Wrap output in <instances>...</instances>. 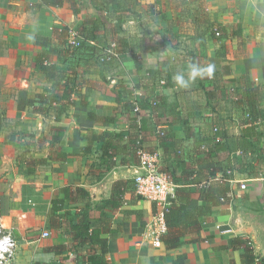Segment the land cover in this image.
Instances as JSON below:
<instances>
[{"label": "crops", "instance_id": "0c3cea01", "mask_svg": "<svg viewBox=\"0 0 264 264\" xmlns=\"http://www.w3.org/2000/svg\"><path fill=\"white\" fill-rule=\"evenodd\" d=\"M7 1L12 3V0ZM139 1L151 5L150 0ZM193 1L186 5L190 10L184 16L182 27L176 24L173 10L167 9L171 12V16H165L171 23L167 34L161 31L162 35L138 32L134 36L137 40L134 46L128 41L130 35H126V45L119 46L123 48L117 63L119 71L113 72V64L103 72L110 82L103 78L98 68L81 75L76 104L60 121L51 116L56 125L49 129L44 127L38 149L41 160L35 172H28L29 178L19 184L20 195L34 200L35 207L28 212V215L32 214L29 219L40 221L48 231L47 228L52 227L51 201L59 188L79 186L90 193L92 202H101L111 196L114 182L130 180L122 208H108L113 226L119 230L116 235H106L109 237V264H172L180 253L186 254L188 264H231L232 260L240 264L243 250H233L231 240L234 236L250 238L255 255L264 260V174L253 177L237 175L232 200L214 208L202 224L200 240L168 250L164 244L154 245L147 236L148 226L155 223L161 207L156 201L143 199L136 191L134 178L140 172L139 159L127 137L137 133V127L122 104L117 103L112 89L115 82L121 80L131 87L137 103L147 99L163 100L159 109L141 107L138 123L144 117V125L139 137L147 150L158 152L162 159L164 151L157 131L166 130L172 141L184 149L185 161L189 164L197 163L195 154L191 153L194 142L206 132L210 121L232 118L227 130L240 133L237 118L241 108L236 100L242 75L250 73L255 81L264 84V0ZM21 2L36 7L39 0H16V4ZM203 4L212 22H220L227 28L225 37L205 31L201 8L198 10ZM68 6H43L40 13H53V9L64 21L62 12L70 11ZM68 17L72 22L73 14ZM239 26L241 36L234 33ZM182 43L186 44L181 47ZM30 64V69L32 67L31 70L35 71L34 61ZM210 64L215 66L211 77H197L186 88L174 80L176 74H183L187 80L190 65L203 68ZM58 65L65 68L62 63ZM146 69L154 71L156 76L144 72ZM37 75L45 78L43 74ZM25 81L29 84V80ZM83 97L85 102H82ZM106 131L124 135L114 139L117 154L110 166L99 159ZM53 137L57 138L55 145L49 142ZM166 157L172 164V155ZM243 182L247 184L245 189L240 188ZM66 207L71 208V205ZM98 214L95 212V223H98ZM18 215L21 216L19 211ZM8 228L14 233L11 227ZM69 240L58 244L68 246Z\"/></svg>", "mask_w": 264, "mask_h": 264}, {"label": "trees", "instance_id": "16d2710c", "mask_svg": "<svg viewBox=\"0 0 264 264\" xmlns=\"http://www.w3.org/2000/svg\"><path fill=\"white\" fill-rule=\"evenodd\" d=\"M190 2L194 1L180 0V4L183 5L180 10V4L168 6V1H166V10H173L174 20L179 27L183 26L184 16L190 10H187L186 5ZM65 4H69L76 15L88 10H94L95 13L83 21L84 27L77 37L78 46H71L63 36H58L57 44H50L36 53L34 70L44 75L49 86L33 94L32 111L52 116L55 121H60L61 117L76 104L75 96L79 90L81 75L89 73L92 68H98L100 74L104 76L103 72L115 64L117 56L123 50L119 46L126 45V37L120 36V33L126 30L125 24L135 19L134 15L138 13L141 2L139 0H39L35 6L61 8ZM152 6L151 3L148 9L151 10ZM200 8L201 16L206 24L205 31L214 36L225 37L227 31L225 25L212 22L211 15L204 4L198 10ZM100 28H103L105 32L102 38L98 33ZM170 28L171 23L168 26V29ZM234 33L241 36L242 28L239 26ZM116 34L119 36L116 37ZM58 63L65 65V68H60ZM144 72H149L152 77L156 76L154 71L146 69ZM103 78L107 82L111 80L107 76ZM170 79L169 77L168 80ZM112 89L116 93L118 105L122 104L137 127V133L130 134L127 138L140 162L138 150L145 148L143 139L139 137L144 125V117L139 119V122L141 121L139 124V111H136V100L131 87L117 80ZM238 91L239 96L236 101L240 104L241 114L237 118V123L241 126L240 133H230L227 130L229 120L232 119L229 117L207 123L206 132L196 137L194 151L191 152L197 158L196 164H189L185 161L184 149L172 141L173 139L166 130L157 131L164 151L160 170L166 172L175 184L174 196L169 200L164 212L167 228L162 241L168 250L200 240L199 233L202 224L214 208L232 200L233 182L238 174L249 177L264 174V84L256 83L250 73H245L241 77V87ZM82 100L85 102L84 97ZM137 104L140 108L151 106L159 109L163 100L157 98L150 101L147 99ZM122 137L124 135L118 132L106 131L104 133L103 149L99 156L104 164L109 166L112 164L117 154L114 150L117 148L114 139ZM56 139V137L50 139V144L55 145ZM148 151L154 152L149 149ZM167 154L172 155V164H169ZM18 159L20 163L26 164L30 174L35 172L41 160L36 157L35 151L32 155L24 154ZM199 164L205 166L199 167ZM128 183L130 180L114 182L111 196L95 205L90 193L79 186L68 185L59 188L58 194L52 198L51 225L53 228H63L71 242L80 248L87 249H85V256H79L83 260L82 264H109L107 259L109 237L106 235H116L119 230L113 226L108 208H122L124 195L129 188ZM80 202L83 203V207L76 213L66 207ZM95 212H99L98 223L94 221ZM231 246L233 250H243L240 264H253L257 259L264 264V260L255 255L250 238L234 236ZM50 248L46 251L58 250L57 252L60 253L70 250L65 244L52 245ZM186 259V254L180 253L172 264H188ZM37 264L44 263L38 262ZM231 264L239 263L232 260Z\"/></svg>", "mask_w": 264, "mask_h": 264}, {"label": "rangeland", "instance_id": "374dc122", "mask_svg": "<svg viewBox=\"0 0 264 264\" xmlns=\"http://www.w3.org/2000/svg\"><path fill=\"white\" fill-rule=\"evenodd\" d=\"M166 1L168 6L180 4V0H150L153 6L149 10V2H141L138 13L134 15L135 19L125 24L126 30L120 36L130 35L128 41L134 46L137 43L134 36L138 32L167 34L170 21L167 18L171 12L166 10ZM11 2L0 0V217L15 233L17 248L13 264H82L83 260L79 256H85L87 249L71 242L63 228L48 227L50 235L44 237V225L29 219L32 214L28 215V212L35 207L34 200L30 201L28 197L20 195L19 184L30 175L26 164L20 163L18 158L24 154L32 155L34 151L39 157L37 143H40L44 135V127L56 125L51 116H42L32 111L33 94L44 90L46 81L32 71V67L30 69V63L40 49L57 44L58 36H63L73 46L71 39L79 35L84 27L83 21L95 11L88 10L76 15L68 6L67 10L70 11L62 12L65 23L56 10L52 9L53 13H40L39 7L31 6L28 2ZM182 8L180 4V10ZM72 14L74 18L71 22L68 15ZM98 33L101 38L105 35L103 28ZM97 42L100 43L99 40ZM183 44L186 43H182L181 47ZM119 57L113 72L119 71ZM82 207V202L71 205L74 213ZM67 238L70 239L68 247L71 251H46L52 245L65 242Z\"/></svg>", "mask_w": 264, "mask_h": 264}, {"label": "built area", "instance_id": "2783aa9c", "mask_svg": "<svg viewBox=\"0 0 264 264\" xmlns=\"http://www.w3.org/2000/svg\"><path fill=\"white\" fill-rule=\"evenodd\" d=\"M78 37V36H77ZM77 37L71 39L73 46H78ZM136 104V111H141L140 106ZM217 130V128H215ZM163 135L164 132L162 131ZM140 162V172L135 176V187L138 195L143 199L156 201L161 207L157 214L155 223L148 226L147 236L156 246L163 245L162 236L166 231L164 212L167 209L169 200L174 196L175 184L170 176L160 170L161 156L158 152H150L145 148L138 150ZM247 184L241 183L240 188L245 189ZM49 231H44L43 236H49ZM17 242L15 234L9 229L0 217V264H13L16 255ZM253 264H261L257 259Z\"/></svg>", "mask_w": 264, "mask_h": 264}, {"label": "clouds", "instance_id": "9594fccd", "mask_svg": "<svg viewBox=\"0 0 264 264\" xmlns=\"http://www.w3.org/2000/svg\"><path fill=\"white\" fill-rule=\"evenodd\" d=\"M189 67L190 73L187 80L185 79L183 74H176L174 76L175 82L182 88L188 87L190 82L195 80L197 77L203 78L205 75L211 77L215 70V66L211 64L203 68L196 65H190Z\"/></svg>", "mask_w": 264, "mask_h": 264}]
</instances>
